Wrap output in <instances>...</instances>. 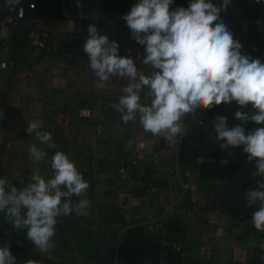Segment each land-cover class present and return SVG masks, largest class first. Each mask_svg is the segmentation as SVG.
Wrapping results in <instances>:
<instances>
[{"label":"crops","instance_id":"crops-1","mask_svg":"<svg viewBox=\"0 0 264 264\" xmlns=\"http://www.w3.org/2000/svg\"><path fill=\"white\" fill-rule=\"evenodd\" d=\"M1 1V0H0ZM189 0H174L172 9L187 7ZM54 5L59 0H53ZM138 0H95L91 11H83L79 2L61 3V16L50 14L41 19L26 18L17 28L0 24V60L8 63L0 69V177L17 187L28 183L35 165L28 160L27 150L32 144L40 147L34 133H27L28 122L41 121L42 130L53 134L55 149L46 150L49 157L39 167L46 177L52 175L50 157L63 151L76 163L89 183L80 198L91 202L88 216L59 218L68 230L75 229L91 246L118 250L123 233L128 227L142 224L148 231L163 232L168 218L180 219L185 227L184 240H162L166 254L175 243L183 258L182 264H248L253 259L255 238L249 234L250 222L242 214H235L227 206L209 209L207 192L200 188L197 173L179 163L183 139L169 142L164 137L145 132L139 120L125 123L121 114L110 107L118 103L122 87L127 81L113 78L101 86L91 72L83 44L87 27L95 24L102 35H108L120 47H131L141 52L133 56L138 68L147 73L150 68L140 59L143 46L132 38L123 16ZM47 4L49 8L54 6ZM221 19L229 26L234 38H240V13L230 4ZM264 19V17H262ZM32 30L48 33V44L43 49L29 44L11 46L14 34ZM261 51H243L253 58L264 60V34L260 35ZM90 109L91 116L81 110ZM198 121L196 115L184 118L188 127ZM256 125V124H255ZM259 127L258 125H256ZM135 141L141 152L140 166L133 179L119 173L122 144ZM215 136L202 149L204 159L210 158ZM80 198L73 197V200ZM91 250L71 244L65 250L59 241L54 247H36L15 254L17 264H90ZM163 263V260L160 264ZM112 264H125L114 260Z\"/></svg>","mask_w":264,"mask_h":264},{"label":"clouds","instance_id":"clouds-1","mask_svg":"<svg viewBox=\"0 0 264 264\" xmlns=\"http://www.w3.org/2000/svg\"><path fill=\"white\" fill-rule=\"evenodd\" d=\"M173 3L138 0L123 16L131 38L143 46L140 61L149 72L141 71L131 55L121 56L119 43L100 34L95 24L87 27L83 44L89 67L101 86L113 78L127 81L119 102L110 104L125 123L138 119L145 132L169 142L186 134L187 115L238 105L234 117L241 123L229 127L226 116L216 115L213 131L229 156V149L242 146L248 163L255 164V187L244 196L248 207L258 206L251 223L264 232V60L242 53V43L221 19L231 0H221L219 6L212 0H190L188 7L172 9ZM249 107L251 112L244 110ZM249 122L259 127L246 131L242 125ZM42 128L41 121L32 120L26 131L34 133L39 145L55 149L53 134ZM46 148L28 147V160L36 167L26 185L17 187L0 177V213L15 231L26 229L27 240L40 250L54 247L59 218L88 216L91 208L88 199L80 198L90 185L68 154L55 151L50 157L52 175L42 174L39 165L49 157ZM259 247L264 249V243ZM0 264H17L8 243L0 244Z\"/></svg>","mask_w":264,"mask_h":264},{"label":"trees","instance_id":"trees-1","mask_svg":"<svg viewBox=\"0 0 264 264\" xmlns=\"http://www.w3.org/2000/svg\"><path fill=\"white\" fill-rule=\"evenodd\" d=\"M63 0H59L54 5L53 0H27L26 1V18L41 19L50 14L61 16ZM71 1V0H65ZM80 3L83 11H91L92 4L95 0H72ZM109 7L113 0H107ZM53 4L49 8L47 4ZM214 4L219 6L221 0H212ZM190 0L187 2V7ZM231 4H235L239 8L240 13V38L242 50L261 51L262 42L260 34L257 32V23L261 17H264V0L255 2V0H231ZM29 32V31H28ZM23 35L14 34L11 46L15 49V60H19L22 56L16 54L18 46L29 44V33ZM238 110V105L215 106L211 109L200 110L198 112V121L188 127L187 133L183 139L182 149L179 153V163L182 166L190 167L197 173V182L200 188L207 192V206L209 209L216 208L220 205L227 206L228 209L235 214H242L250 222L249 234L253 235L256 244L253 247L252 264H264V260L260 257L264 256V249L259 245L264 243V232L257 231L251 223L252 213L258 210V206L248 207L245 200V192L255 187L251 178L254 172L255 164H249L247 154L243 152V147L229 149L231 156L220 148V142L214 143L210 158L204 159L202 149L208 142L209 134L213 131L212 121L216 115H223L228 118L229 127L241 123L234 117V112ZM251 112V108L244 109ZM246 131L252 130L257 126L253 122L245 125ZM225 155L228 163L221 166L216 162V158ZM163 232L154 233L148 231L142 224L128 227L123 233L118 250L104 249L91 246L84 241L82 234L76 232L75 229L68 230L67 226L58 222L56 226V235L54 241H59L65 250L71 248V244H75L82 250L90 249V264H112L117 258L125 264H182L183 258L180 253L169 248L165 254V245L162 240H171L182 242L185 235V227L182 220L168 218L163 223ZM26 229L15 231L11 224L7 223L2 213H0V244L8 243L11 246L13 255L20 252H27L34 248L33 244L26 238Z\"/></svg>","mask_w":264,"mask_h":264},{"label":"built area","instance_id":"built-area-1","mask_svg":"<svg viewBox=\"0 0 264 264\" xmlns=\"http://www.w3.org/2000/svg\"><path fill=\"white\" fill-rule=\"evenodd\" d=\"M26 1L27 0H1L0 24H8L11 29L17 28L21 21L26 19ZM255 2H261V0H255ZM256 29L260 35L264 34V19H262V17L258 20ZM48 37V33L32 30L29 33V43L34 48L43 49L48 44ZM119 51L121 56L131 55L133 57L141 54L140 51H135L131 47H120ZM7 66L8 63L6 61L0 60V69H6ZM81 114L83 116H91V110L83 109L81 110ZM175 140H178V137ZM225 159H227L225 155H220L216 158V162L224 166L226 164L222 163V161ZM140 162L141 152L138 144L132 140L124 141L121 150L119 173L128 180L133 179L135 170L140 166ZM174 248L179 249L180 243H175Z\"/></svg>","mask_w":264,"mask_h":264},{"label":"rangeland","instance_id":"rangeland-1","mask_svg":"<svg viewBox=\"0 0 264 264\" xmlns=\"http://www.w3.org/2000/svg\"><path fill=\"white\" fill-rule=\"evenodd\" d=\"M245 51H246V50H245ZM244 53H245V52H244ZM208 139H209V138H208ZM206 144H207V143H206ZM253 243H255V244H256V242H254V241H253ZM252 246L254 247V245H252ZM253 247H251V248H252V251H251V252H253ZM252 257H253V256H252ZM251 262H252V261H251ZM251 262H250V263H248V264H252Z\"/></svg>","mask_w":264,"mask_h":264},{"label":"water","instance_id":"water-1","mask_svg":"<svg viewBox=\"0 0 264 264\" xmlns=\"http://www.w3.org/2000/svg\"><path fill=\"white\" fill-rule=\"evenodd\" d=\"M235 264H241V263H239V262H236Z\"/></svg>","mask_w":264,"mask_h":264}]
</instances>
